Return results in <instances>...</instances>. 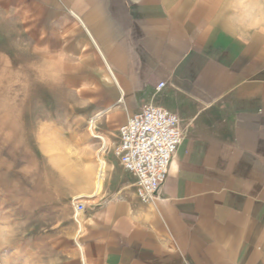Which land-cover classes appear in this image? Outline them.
<instances>
[{"label":"crops","instance_id":"0c3cea01","mask_svg":"<svg viewBox=\"0 0 264 264\" xmlns=\"http://www.w3.org/2000/svg\"><path fill=\"white\" fill-rule=\"evenodd\" d=\"M219 3L0 0V28H35L63 53L91 48L115 93L97 125L109 149L103 185L83 201L80 264H264V19L241 27L231 0ZM146 105L183 129L151 203L114 154Z\"/></svg>","mask_w":264,"mask_h":264},{"label":"rangeland","instance_id":"374dc122","mask_svg":"<svg viewBox=\"0 0 264 264\" xmlns=\"http://www.w3.org/2000/svg\"><path fill=\"white\" fill-rule=\"evenodd\" d=\"M231 2L237 25L259 28L264 0ZM36 33L0 28V264H80L74 198L88 204L98 195L99 161L106 164L109 149L99 152L89 121L101 113L100 126L115 93L91 48L63 53Z\"/></svg>","mask_w":264,"mask_h":264},{"label":"built area","instance_id":"2783aa9c","mask_svg":"<svg viewBox=\"0 0 264 264\" xmlns=\"http://www.w3.org/2000/svg\"><path fill=\"white\" fill-rule=\"evenodd\" d=\"M181 123L177 114L146 105L120 128V142L114 154L124 169L136 177L138 196L145 203L158 199L168 178L183 140ZM74 205L77 215L86 211L81 197L74 198Z\"/></svg>","mask_w":264,"mask_h":264},{"label":"bare ground","instance_id":"6f19581e","mask_svg":"<svg viewBox=\"0 0 264 264\" xmlns=\"http://www.w3.org/2000/svg\"><path fill=\"white\" fill-rule=\"evenodd\" d=\"M100 116H101V114L99 113L95 116V118H93L89 121V132L91 133V135L95 139H98L102 142L103 146L100 148L99 152H103V151H105L106 147L108 146L107 138L105 136H102V135L97 134L95 132V130L97 129V125H98L97 119H99ZM99 162H100V169H99V175H98L97 181H96V189L98 191L101 189V187L103 185L104 178H105V161L102 159ZM64 171L67 172L68 173L67 175L72 178V175L66 169H64ZM75 178L80 180V184H79L80 187L86 188L88 186L87 179L85 180L84 178H82L80 176L79 177L76 176Z\"/></svg>","mask_w":264,"mask_h":264}]
</instances>
